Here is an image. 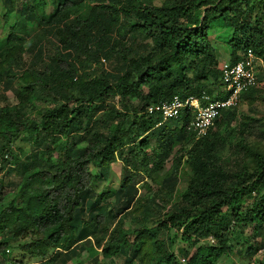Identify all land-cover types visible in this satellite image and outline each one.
<instances>
[{"label": "trees", "instance_id": "1", "mask_svg": "<svg viewBox=\"0 0 264 264\" xmlns=\"http://www.w3.org/2000/svg\"><path fill=\"white\" fill-rule=\"evenodd\" d=\"M28 22L40 26L36 40L19 35ZM0 23V84L6 91L14 88L19 99L0 105V135L9 145L25 133L43 144L40 131L53 138L66 135L85 119L92 132L76 157L50 166L24 162L0 145V167L8 162L7 168L11 164L21 175L10 197L0 193V255L6 264H25L11 258L14 248L38 259L29 264H83V252L92 264H97L94 252L102 259L125 254L128 260L133 252L138 264H179L182 254L189 264H218L234 251V237L238 244L244 240L246 256H256L260 242L252 239L264 230V148L252 147L246 138L237 141L233 151L241 158L229 165L220 152L235 111L223 112L199 138L187 128L189 111L164 121L147 107L176 94L208 95L209 101L224 97L213 29L226 26L220 38L230 47L231 62L249 49L264 61V0H0ZM46 38L55 39L50 40L55 53L39 69L34 64L45 55ZM110 93L119 96L123 117L116 107L97 106ZM262 93L257 85L242 95L253 101ZM50 99L55 107L33 106ZM247 130L264 139L263 121L238 124L240 135ZM58 140L50 155L66 148ZM118 159L135 169L127 170L118 188L99 194L97 177L107 179L109 165ZM169 160L171 168L159 174ZM183 163L191 175L179 192ZM139 167L157 185L153 190L147 184L148 195H140L135 181ZM168 205L171 210L163 213ZM131 214L134 227L128 231ZM252 264H264V254Z\"/></svg>", "mask_w": 264, "mask_h": 264}, {"label": "rangeland", "instance_id": "2", "mask_svg": "<svg viewBox=\"0 0 264 264\" xmlns=\"http://www.w3.org/2000/svg\"><path fill=\"white\" fill-rule=\"evenodd\" d=\"M162 0H156V4H161ZM53 10V5L51 3L48 4L47 6V12H51ZM20 21H24L21 19ZM27 29L22 28L19 32V35L22 36L25 40H36L37 36L39 33L36 34L37 31H40V26L37 23H26ZM1 23H0V33L2 32L1 28ZM227 30L226 26H221V28H216L211 31V35L214 38L213 40L217 43L218 48H219V55H220V61H231L232 56H231V51L230 47L225 43L223 38H220L224 35V32ZM50 40L55 41L54 38H46L44 39L45 41V55L43 59H39L34 66H36L39 69H43L45 63L51 59V56L55 53V46L50 42ZM244 53L242 52L241 55ZM33 60H30L28 62V66H33ZM107 67H110L109 63L106 62L105 64ZM15 70L18 72L20 71L19 66L15 67ZM257 71H258V86L262 87L264 90V61L262 60L261 63L257 64ZM222 90V88H221ZM216 95V93H215ZM19 102V99L17 97V94L15 92V89L11 90H5V85L3 83L0 84V105L2 106H13L16 105ZM57 103L55 101H52L51 99L49 102H44L42 101H35L33 103L34 107H55ZM97 106L102 107L104 105L105 107H116L118 111H121L122 116L124 114L123 110V104L119 100V96H114L112 93H110L107 98L102 101L98 100L96 101ZM33 106H29V111L32 112L34 116H38L35 112V108ZM93 110V116H96L99 111H97L96 106L92 107ZM233 111L236 112V119L233 121L232 126L229 128H226L223 130V133L229 130L231 132L230 134L226 135V142H225V147L221 150L220 155L223 158V161L226 163H229L231 165L232 161L235 159L239 160L241 157H237L238 155L240 156L241 153H236L233 151L234 144L237 141L244 140L246 138V141L248 144H250L252 147H256L257 145H260L262 148H264V139L255 133L254 130H247L244 135H240L238 132V124L240 122H244L247 120L252 119H259L264 122V93L259 96L256 100L251 101L248 99L245 95H241L237 106L232 109ZM118 118L119 119H121ZM89 121L84 120L80 125L77 124V128L74 130H71L69 134L66 135H54V138H58V143L62 145H66L65 149H58L53 155H50L48 151L52 148L54 138L52 134H47L43 130L40 131L39 133V138L40 140L45 139L46 141L43 144L36 143L34 144V140L28 136L27 133L22 134L18 138L14 139L13 142L9 145L8 141L0 135V145L5 146V147H10V150H6L8 154H12V156H17L19 159H21L24 162H33V161H38L40 160L41 164L45 166H50V165H55L58 162H61L68 156L70 157H76L79 152L83 151V147L89 143L90 136L92 132L89 131L90 126H88ZM169 127H173L172 122H168ZM231 127L233 129H231ZM236 132H234V130ZM234 132V133H233ZM151 136V143L153 146L156 144L157 136L155 135L154 132L149 134ZM9 145V146H8ZM177 149L178 146H175ZM41 148V149H40ZM127 155H129L127 153ZM188 156V155H187ZM48 158L50 160H48ZM141 160V159H140ZM139 160V161H140ZM153 155L151 156V163L150 165L154 162L153 161ZM172 165V161L169 160L164 167L160 170L159 174L163 175L165 174ZM184 168L183 170L178 172L179 176V183L177 186V189L179 192H182L186 189L189 181V177L191 175L190 168L187 163H183ZM5 168L2 169L0 167V193L2 195H7L10 197V195L15 192L17 187L19 186L21 175H20V170L18 168L13 169V165L10 164L11 167H8V162L4 163ZM16 167V166H15ZM95 168V173L97 175L99 172H101L102 168L100 164H97ZM131 169H135L134 166L131 167ZM131 169H127L124 167V164L122 163L121 159H118L115 163H111L108 168V177L107 179H102V177H97L96 179V188L99 191L98 193L101 194L104 191H107V188L111 190H115V188H118L121 184V181L125 178L127 175V170L131 172ZM140 171V174L135 178V181L139 180L138 187L140 188L141 192L140 195H148L150 194V189L147 184H149L153 190L157 188V185L153 183V180H151L150 177H147V173L139 167L137 169ZM132 173V172H131ZM129 178H132V175L129 174ZM137 175V174H136ZM134 178H132L133 180ZM153 184V185H152ZM8 200V198H7ZM112 200V199H111ZM179 200V196L174 199V202H177ZM101 204L103 200L99 201ZM173 202V203H174ZM171 205V204H170ZM170 205L167 206V209L163 211V213L167 212L168 210H171ZM173 205V204H172ZM157 215V214H156ZM156 215H153L154 218H158ZM133 218L134 214L129 215V217L126 219V230L131 231L133 230ZM106 222H109V219L106 218ZM235 238V237H234ZM232 238L230 245H234V251L232 252L231 256H225L222 258L218 264H252L256 257H259L264 254V230H263V235L262 236H254L252 239L253 241H259V251L256 254V256H246L245 255V247H243V243L245 244L243 239H240V243L238 244L236 240ZM94 242V241H93ZM91 243V246H95V243ZM19 242L14 243V246H17ZM181 245H184L181 241H179ZM212 243V242H211ZM237 243V244H236ZM89 245V246H90ZM93 257L96 259L97 258V264H138V258L136 256H133V252L128 254L129 258H132L131 260L127 259V255L125 254H120L116 256L113 259H102V255L100 254L96 257V253H93ZM11 258L18 259L20 261H24L25 264L29 263H35L38 261V259H32L28 256H25L20 249H11L10 252ZM184 255H179L181 257ZM83 258L84 263L83 264H92V261L87 258V252H83L81 256ZM93 260V258H92ZM132 261V263H131ZM0 264H6V261L2 258L0 255Z\"/></svg>", "mask_w": 264, "mask_h": 264}, {"label": "built area", "instance_id": "3", "mask_svg": "<svg viewBox=\"0 0 264 264\" xmlns=\"http://www.w3.org/2000/svg\"><path fill=\"white\" fill-rule=\"evenodd\" d=\"M261 62L262 59L256 56L252 49L247 50L237 62L220 61L218 69L221 72L224 91V97L221 99L209 101L208 95L184 97L176 94L170 99L149 105L147 112L151 115L160 114L164 121H168L179 119L185 111H189L192 117L187 125L188 130L193 131L199 138L205 137L223 112L235 108L240 96L257 86V64ZM180 264L189 262L183 257Z\"/></svg>", "mask_w": 264, "mask_h": 264}, {"label": "clouds", "instance_id": "4", "mask_svg": "<svg viewBox=\"0 0 264 264\" xmlns=\"http://www.w3.org/2000/svg\"><path fill=\"white\" fill-rule=\"evenodd\" d=\"M211 240L212 241H214V239L211 237ZM181 258H183V256L181 257ZM181 258H180V260H181ZM186 258V257H185ZM187 259V258H186ZM188 260V259H187ZM179 264H180V261H179Z\"/></svg>", "mask_w": 264, "mask_h": 264}]
</instances>
